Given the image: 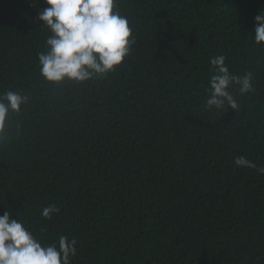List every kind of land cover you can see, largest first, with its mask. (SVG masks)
I'll use <instances>...</instances> for the list:
<instances>
[{
	"label": "trees",
	"instance_id": "1",
	"mask_svg": "<svg viewBox=\"0 0 264 264\" xmlns=\"http://www.w3.org/2000/svg\"><path fill=\"white\" fill-rule=\"evenodd\" d=\"M129 54L104 77L47 82L44 0H0V94L27 103L0 130V216L70 264H264V0H114ZM252 73L238 109L207 111L210 60ZM56 205L50 219L42 210Z\"/></svg>",
	"mask_w": 264,
	"mask_h": 264
},
{
	"label": "clouds",
	"instance_id": "2",
	"mask_svg": "<svg viewBox=\"0 0 264 264\" xmlns=\"http://www.w3.org/2000/svg\"><path fill=\"white\" fill-rule=\"evenodd\" d=\"M48 5L37 11L38 20L50 30L47 50L39 54L40 74L51 84L64 81L86 82L93 77H104L122 65L134 43L127 17L114 11V0H44ZM38 4V0H33ZM254 41L264 44V10L255 18ZM211 71L207 111L237 110L239 105L233 94L253 91L252 73H230L223 55L210 60ZM27 103L19 92L0 94V130L10 113H18ZM237 167L256 168L264 175V167L257 168L247 158L234 161ZM60 211L56 205L43 208L42 215L50 219ZM76 241L61 236L56 243L42 245L18 219L8 211L0 216V264H70L76 254Z\"/></svg>",
	"mask_w": 264,
	"mask_h": 264
}]
</instances>
